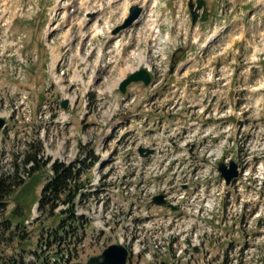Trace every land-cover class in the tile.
I'll return each instance as SVG.
<instances>
[{
  "label": "rangeland",
  "instance_id": "1",
  "mask_svg": "<svg viewBox=\"0 0 264 264\" xmlns=\"http://www.w3.org/2000/svg\"><path fill=\"white\" fill-rule=\"evenodd\" d=\"M56 1L70 3L65 19L80 16L77 9L80 0H0V117L7 121L6 128L0 132V173L13 172L11 162L19 164L24 155H36L40 161L48 159L50 163H69L77 159L78 154L86 151L84 148H87V144L101 157L108 152L105 151L107 130L116 118L111 115L119 113L118 108L121 109V105L116 103L119 95L115 91L108 93V87L111 89V86H115L118 78L126 71L124 58L106 56L104 52L99 58L105 61L104 66L108 68L99 67L98 71H94L86 68V60L93 62L98 57L94 54L84 57L83 47L80 56L79 53L75 56L74 49H71L72 53L71 50L64 53L62 46L68 41V35L61 32L59 40L58 33L47 29L51 27L47 8ZM206 1L213 15L209 29L222 26L226 31L225 36H222L220 29L219 36L213 41L215 44L204 48L209 33L200 29L198 34L194 35V38H199V44L193 45L189 41L181 52L186 58L194 49L202 50L203 55L190 61L187 71L181 70L179 75L186 74L197 79L200 68L209 65L223 66L226 71L224 80L228 82L226 87L232 97V110L235 112L232 116V132L246 133V149L249 152H239L242 158L247 156V162L241 163V175L227 196L228 201L220 204L223 211L219 213L217 224L222 236L226 238L220 237L214 246L208 244L213 260L208 257L206 262L205 256L200 255L197 260L188 264H216L214 258L217 256V250L231 245V241L232 262L239 249L247 248L248 254L244 255V264H264V102L255 103L254 98L261 95L260 90L251 93L253 87L264 86V60L260 55L261 52L264 53V3L262 0ZM37 5L41 11L33 16ZM70 9L75 11L69 13ZM61 11V8L55 11V21L59 20L58 14ZM44 33L49 35L44 36ZM234 35L240 39L233 40L232 47L225 49L226 52L223 53L225 45ZM45 41L51 42L49 48L44 46ZM52 48L59 59L56 67L53 65L57 56L54 55L52 59ZM31 54H36L38 61L23 67L20 60ZM127 63L133 65V60L129 58ZM228 72H232L229 77ZM171 80L169 79V82ZM63 99L74 102L73 110L69 114H61L57 121H52L50 116L59 110L57 101ZM138 105L136 102L126 111ZM160 127L158 125L156 130ZM19 173L23 174L24 178L27 177V174L22 172V165L19 167ZM87 175L92 177L91 172ZM41 186L42 184L35 192H39ZM111 198L113 196L108 195L100 207L99 203L96 204L95 197L90 196L86 207L83 208V212L90 219L89 229L78 248V257L73 258L71 264H83L88 258L101 254L106 247L118 244V233H124L125 237H139L143 234L134 228L131 230L126 225L131 223L130 218H141L139 213L130 207L132 205L127 200L116 206L111 205ZM18 204L9 201L5 211L0 209V229L7 223V214ZM29 205L28 203L20 206L24 210L22 213L31 217L25 223L26 228L21 225L13 237H8L6 233L1 236L0 264H6L8 258L17 255L14 254L17 252L27 254V261L33 260L30 255L37 249L36 244L46 231L43 224L33 221L39 214L36 206ZM61 208H57L56 212ZM119 218L122 219L118 224ZM100 226L109 230L101 231L103 229ZM22 230H25V233ZM195 232L198 233V230ZM24 234L26 239L20 241L19 236ZM227 234H231L232 239L227 240ZM161 236L160 243L156 242L157 245L166 243L170 237L166 233ZM21 243L24 244L20 247ZM142 243L141 239L134 241L132 237L130 245L137 244L141 248ZM53 247L54 245L50 247V251H54ZM20 248H24V252L20 251ZM243 254L241 253V256ZM153 260L168 261L167 258L158 256ZM142 262L151 264L148 256L147 260L143 259Z\"/></svg>",
  "mask_w": 264,
  "mask_h": 264
},
{
  "label": "trees",
  "instance_id": "2",
  "mask_svg": "<svg viewBox=\"0 0 264 264\" xmlns=\"http://www.w3.org/2000/svg\"><path fill=\"white\" fill-rule=\"evenodd\" d=\"M29 144L30 143H28V145ZM16 159L17 158H15L14 161H16ZM94 160L95 156L93 153L88 152L87 158L77 161L78 165H80L79 168H77L76 165L64 166L62 163L55 162L46 169L49 163L48 159L40 161V159H37L36 155H24L19 164H13L14 162H12L13 172L0 173L1 211H5L9 201L18 202L22 205H27L29 203V206H32L38 200L39 216L36 218V222L40 225H46L60 221V225L53 230L55 235H57L58 232L63 234L60 238L61 243L57 245L59 253L56 252V254H61L63 250L70 254L72 250H75V247H72L74 244L67 240L70 234L73 233L68 230V227L71 228L73 224L84 225V223H82L83 217L76 216L74 210L76 194L84 185V182L79 181V178L82 173L87 171ZM21 165L22 172L27 174L26 178H24L23 174L19 173V167ZM47 170L50 172L49 175ZM44 177H46L47 181L39 196H37L35 191L39 184L44 181ZM26 179L28 180L26 181ZM72 181L73 183H71ZM60 204L67 205V207L56 213L55 210ZM5 219H7L6 221L8 223L6 229L9 230V224L11 221H14V218L8 213ZM51 239H53L52 234L51 237L45 239L43 243H45V245H50ZM39 247H41V245ZM20 250H23V248H20ZM37 253L38 252L34 253L37 262L27 263L22 255L14 253L17 255L10 256L6 264H47V256H42L41 254L37 255Z\"/></svg>",
  "mask_w": 264,
  "mask_h": 264
},
{
  "label": "water",
  "instance_id": "3",
  "mask_svg": "<svg viewBox=\"0 0 264 264\" xmlns=\"http://www.w3.org/2000/svg\"><path fill=\"white\" fill-rule=\"evenodd\" d=\"M203 5V1L199 0L198 1V7L200 5ZM140 9L137 7H133L131 9V15L129 18L125 21V24L115 30V33L121 29L129 26L139 15ZM196 19V14L192 12V21L194 22ZM137 81H143L145 85H147L150 81V76L147 72L144 70H140L134 74H131L120 86V91L122 93L125 92L126 86L131 83V82H137ZM68 106V101L65 100L62 102L61 107L63 109H66ZM4 125V121L0 119V128ZM142 153V150H140ZM219 171L221 172L222 177H224L226 183H229L230 180L233 177L237 176V171H236V164L233 162H230L229 168L227 169L224 164H219ZM163 195H159L153 199V203L159 204V205H164L165 201L163 200ZM175 209V208H173ZM13 215L20 216L22 215V209L17 206L13 212ZM20 239H23L20 237ZM126 257H127V251L124 247L120 245H111L108 248H106L103 253L99 256L92 257L88 260L87 264H125L126 262Z\"/></svg>",
  "mask_w": 264,
  "mask_h": 264
},
{
  "label": "built area",
  "instance_id": "4",
  "mask_svg": "<svg viewBox=\"0 0 264 264\" xmlns=\"http://www.w3.org/2000/svg\"><path fill=\"white\" fill-rule=\"evenodd\" d=\"M152 169H153V167L151 168V170H152ZM155 171H156V170H155ZM172 186H174V185H172ZM172 186H171V187H172ZM195 197L197 198L198 201L201 200V198H200L199 196L195 195Z\"/></svg>",
  "mask_w": 264,
  "mask_h": 264
},
{
  "label": "bare ground",
  "instance_id": "5",
  "mask_svg": "<svg viewBox=\"0 0 264 264\" xmlns=\"http://www.w3.org/2000/svg\"><path fill=\"white\" fill-rule=\"evenodd\" d=\"M262 2L264 3V1L262 0ZM20 161V160H19ZM14 164V163H13Z\"/></svg>",
  "mask_w": 264,
  "mask_h": 264
}]
</instances>
